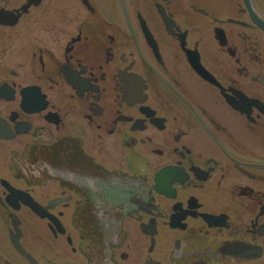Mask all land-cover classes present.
<instances>
[{
    "label": "flooded vegetation",
    "instance_id": "af4514ba",
    "mask_svg": "<svg viewBox=\"0 0 264 264\" xmlns=\"http://www.w3.org/2000/svg\"><path fill=\"white\" fill-rule=\"evenodd\" d=\"M0 220L27 264H264V0H0Z\"/></svg>",
    "mask_w": 264,
    "mask_h": 264
},
{
    "label": "rangeland",
    "instance_id": "374dc122",
    "mask_svg": "<svg viewBox=\"0 0 264 264\" xmlns=\"http://www.w3.org/2000/svg\"><path fill=\"white\" fill-rule=\"evenodd\" d=\"M35 226L34 221L30 220L28 224H26L25 228L26 231L29 235V237H32V235L29 233L28 230H32L33 227ZM5 225L4 223L1 222L0 220V247L2 250L7 254L8 257H10L12 260L15 261L16 264H27L22 257L16 252V250L12 247L11 243H8L6 241L7 233L4 231ZM8 240V238H7Z\"/></svg>",
    "mask_w": 264,
    "mask_h": 264
},
{
    "label": "water",
    "instance_id": "95a60500",
    "mask_svg": "<svg viewBox=\"0 0 264 264\" xmlns=\"http://www.w3.org/2000/svg\"><path fill=\"white\" fill-rule=\"evenodd\" d=\"M31 204H32V206H34V208L35 209H37L36 208V206H35V203L34 202H31ZM15 226H16V228H17V225L15 224ZM13 235V237H12V240H13V242H14V244L16 245V247L22 252V253H24L27 257H29L30 258V260L31 261H33L34 263H35V259L33 258V256L32 255H30L21 245H20V243L18 242V235L16 236V235H14V234H12Z\"/></svg>",
    "mask_w": 264,
    "mask_h": 264
}]
</instances>
